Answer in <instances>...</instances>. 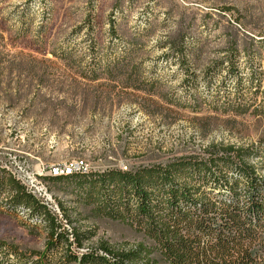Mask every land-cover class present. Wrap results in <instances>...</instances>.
<instances>
[{
	"label": "rangeland",
	"instance_id": "374dc122",
	"mask_svg": "<svg viewBox=\"0 0 264 264\" xmlns=\"http://www.w3.org/2000/svg\"><path fill=\"white\" fill-rule=\"evenodd\" d=\"M180 35L196 80L170 50ZM134 44L141 76L158 82L153 95L96 66ZM70 49L72 60L54 55ZM0 61V177L45 183L60 219L65 213L92 232L86 249L127 248L145 237L95 213L75 185L49 180L52 164L84 159L93 171L132 168L264 139V0H0ZM231 66L248 86L240 115L227 104L237 96ZM5 189L0 243L17 252L5 264H34L47 248L46 227L7 209Z\"/></svg>",
	"mask_w": 264,
	"mask_h": 264
},
{
	"label": "trees",
	"instance_id": "16d2710c",
	"mask_svg": "<svg viewBox=\"0 0 264 264\" xmlns=\"http://www.w3.org/2000/svg\"><path fill=\"white\" fill-rule=\"evenodd\" d=\"M111 31H115L114 23ZM178 37L169 41L170 50L180 58L182 68H187V76L195 79L183 43L185 35ZM94 41L92 50L97 45ZM137 52L134 44L110 61L103 50L106 59L96 66L127 86L153 95L158 82L141 76L134 62ZM74 53L70 49L54 55L69 61ZM230 74L236 79L237 96L227 104L240 115L247 111L242 97L248 86L233 66ZM205 75L209 78L211 71ZM253 84L254 79L249 89ZM48 179L75 185L95 213L128 223L145 238L127 248L116 250L103 243L81 251L91 231L74 227L65 213L60 219L25 185L12 176H2L0 188L9 194L4 202L7 209L37 218L46 227L47 248L34 264H264V139L250 147L212 145L204 155ZM16 256V249L0 243V264ZM54 256H58L57 263Z\"/></svg>",
	"mask_w": 264,
	"mask_h": 264
},
{
	"label": "built area",
	"instance_id": "2783aa9c",
	"mask_svg": "<svg viewBox=\"0 0 264 264\" xmlns=\"http://www.w3.org/2000/svg\"><path fill=\"white\" fill-rule=\"evenodd\" d=\"M65 167H72L73 170H80L81 168H91L89 167L88 162H82V161H76L74 160L73 163H64V164H57V165H51L48 170H55V171H60L63 172L65 170ZM121 168H127V166H122ZM32 186H34V192L35 196L41 200L44 204H51L52 209L55 210V204L53 203H48L47 200V191L48 188L45 183L42 181H39L36 177L30 180V183ZM59 217V215H58ZM60 218V217H59ZM83 250V248H81Z\"/></svg>",
	"mask_w": 264,
	"mask_h": 264
},
{
	"label": "bare ground",
	"instance_id": "6f19581e",
	"mask_svg": "<svg viewBox=\"0 0 264 264\" xmlns=\"http://www.w3.org/2000/svg\"><path fill=\"white\" fill-rule=\"evenodd\" d=\"M74 160L86 162V160H84V159H71V160H68V161H65V162L54 163L52 165L64 164V163H73ZM123 169H127V168H123ZM90 171H92L90 168H81L80 170H73L72 167H65V170L63 172L55 171V170H48V173L47 174L50 175V176L55 177V176H61V175H71L72 173H78V172H81V173H89ZM41 175H43V173ZM25 186H26V188L31 193H33L35 195L34 186H32L31 184H27ZM47 200H48V203L55 204V210L52 209V205L51 204H45V205L53 212V214H55L56 216H58V214H59V207H58V204H56L54 202L52 193L49 191V189L47 191ZM64 223H65V221H64ZM64 226H65L66 229H69V231H71V227L68 224H65ZM81 251H86V248H84Z\"/></svg>",
	"mask_w": 264,
	"mask_h": 264
}]
</instances>
